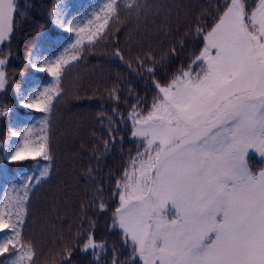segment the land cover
<instances>
[{"label": "snow or ice", "instance_id": "snow-or-ice-1", "mask_svg": "<svg viewBox=\"0 0 264 264\" xmlns=\"http://www.w3.org/2000/svg\"><path fill=\"white\" fill-rule=\"evenodd\" d=\"M14 10V0H0V42L12 32ZM93 15L82 26L79 17L65 26L63 11L53 19L76 33L71 48L79 50L85 40L94 43L110 19L119 21L117 0H108ZM197 32L203 33L204 46L188 69L165 84L155 83L158 93L146 115L133 107L132 136L144 151L137 152L132 171L117 183L114 222L142 264H264V168L253 170L248 159L254 152L264 160V0L251 12L246 0H225L210 30ZM115 55L123 59L119 51ZM79 58L73 52L30 61L54 83L21 95L23 108L50 114L61 95L65 66ZM4 64L0 59V89L5 86ZM41 123L46 126L47 118ZM32 133L30 127L10 129L19 142L11 153L4 149L5 158L11 163L51 162L48 136L34 144ZM50 167L25 178L14 211L5 200L0 234H9L0 240V256L11 249L15 257L5 264H35L33 245L21 236L24 204L33 180L39 184ZM102 247L91 235L84 244L94 255Z\"/></svg>", "mask_w": 264, "mask_h": 264}, {"label": "trees", "instance_id": "trees-1", "mask_svg": "<svg viewBox=\"0 0 264 264\" xmlns=\"http://www.w3.org/2000/svg\"><path fill=\"white\" fill-rule=\"evenodd\" d=\"M64 1L67 7L62 9ZM97 1L108 2L14 0L13 29L3 43L6 52H0L11 61L0 92V211L6 199L14 211L17 197L24 195L25 178L38 177L51 163L48 176L29 186L24 204L21 236L33 245L35 264H142L113 215L119 206L117 183L132 170L137 152L144 151L140 139L132 136L131 112L135 106L146 115L158 93L155 83L165 84L188 69L204 46L197 28L210 30L225 7V0H117L119 21L113 17L94 43L85 40L79 50L72 49L76 33L66 32L54 15L63 11L65 26L79 17L82 26L99 11ZM258 2L246 0L247 10ZM73 52L80 58L65 66L61 95L53 100L51 113L23 108L21 95L54 83L30 61ZM46 118L45 126L41 122ZM29 127L34 144L48 136L51 162L38 158L11 163L5 158L4 149L11 153L19 142L10 129ZM248 159L251 168H264L256 156ZM8 179L17 186L11 192ZM8 234H0V240ZM90 235L103 245L95 255L91 248L84 250ZM14 258L10 249L0 256V264Z\"/></svg>", "mask_w": 264, "mask_h": 264}, {"label": "rangeland", "instance_id": "rangeland-1", "mask_svg": "<svg viewBox=\"0 0 264 264\" xmlns=\"http://www.w3.org/2000/svg\"><path fill=\"white\" fill-rule=\"evenodd\" d=\"M85 1H88V0H84V2ZM259 3V2H258ZM96 9H100L102 6H103V3L100 1H97L96 2ZM258 6V4L257 5H255V7H257ZM65 7H67V2L66 1H64V5H63V7H62V9H64ZM254 7V8H255ZM16 8V7H15ZM253 8V9H254ZM252 9V10H253ZM246 10H247V8H246ZM251 10V11H252ZM247 11H249V10H247ZM251 11H249V12H251ZM14 13H15V10H14V12H13V17H14ZM14 19V18H13ZM13 23H14V20H13ZM13 29V28H12ZM11 34V33H10ZM10 34H8V36H7V38L3 41V42H0V52H6V48H3V43H5V42H7L8 41V38H9V36H10ZM0 59H3L4 61H5V64L2 66V70L4 69V72H5V68H7L8 67V64L9 63H11V61H10V57H8V58H6V57H0ZM6 72H5V86H6ZM4 86V87H5ZM2 91H4V88L3 89H0V92H2ZM132 121V123H133V119L131 120ZM133 128H134V123H133V125H132V131H133ZM133 138H136V139H139V138H137V137H134L133 136ZM252 155H254V156H256L258 159H261L256 153H254V152H250L249 153V156H252ZM262 160V159H261ZM263 162H264V160H262ZM250 165V164H249ZM250 167H251V165H250ZM252 169L253 170H258L259 169V167H256V168H254V167H252ZM132 171V170H131ZM130 171V172H131ZM8 187H9V192H11V190H14V189H16L17 188V186H15L14 185V181H13V179H8ZM14 185V186H13ZM117 227H118V225H117ZM119 228V227H118ZM120 229V228H119ZM121 230V229H120ZM142 262V261H141Z\"/></svg>", "mask_w": 264, "mask_h": 264}]
</instances>
